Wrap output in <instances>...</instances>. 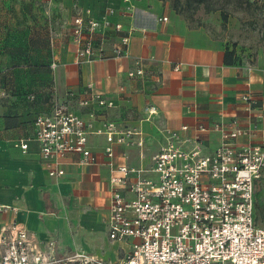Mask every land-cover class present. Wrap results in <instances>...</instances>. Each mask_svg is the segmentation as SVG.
<instances>
[{
	"label": "crops",
	"instance_id": "1",
	"mask_svg": "<svg viewBox=\"0 0 264 264\" xmlns=\"http://www.w3.org/2000/svg\"><path fill=\"white\" fill-rule=\"evenodd\" d=\"M131 4L136 9L132 18H111L122 22L125 32L103 31L109 35L105 51L111 54L120 37L134 28L129 55L78 64L69 32L77 7L100 18L105 7L126 9ZM170 6L160 0H0V206L17 209L0 211V231L20 224L44 245L54 240L63 255L103 246L106 257L88 251L90 256L119 263L122 246L110 241L106 226L108 143L98 131L108 123L121 131H140L142 149L116 145L115 150L119 163L141 167L160 149L166 127L189 126L186 135L194 137L199 124L214 126L234 116L245 120L241 96L247 91L258 97V110L264 112V57L250 60L248 52L230 40L236 22L231 17L224 22L218 13L211 20L216 30H211L192 25ZM163 17L168 21L159 19ZM225 26L230 32L225 33ZM52 31L59 32L53 45ZM136 61L151 78L128 76ZM98 93L113 107L100 106L94 100ZM29 94L37 100L27 99ZM56 97L90 124L88 146L99 162L81 164L80 154L70 153L61 162L65 174L51 178L34 140V122L51 113ZM149 105L157 114L149 115ZM200 139L206 151L222 141L214 131L201 133ZM19 140L28 141L26 152L14 146Z\"/></svg>",
	"mask_w": 264,
	"mask_h": 264
},
{
	"label": "built area",
	"instance_id": "2",
	"mask_svg": "<svg viewBox=\"0 0 264 264\" xmlns=\"http://www.w3.org/2000/svg\"><path fill=\"white\" fill-rule=\"evenodd\" d=\"M135 13L132 4L126 9L108 6L96 18L90 9L77 7L69 32L77 46L78 64L128 56L134 28L120 37L111 54L104 44L107 32H125L124 24L111 18L129 14L132 18ZM159 19L168 21L167 17ZM57 33L52 34V45ZM51 66L56 68V61ZM128 76L151 78L141 61H136ZM94 100L113 107L99 93ZM241 102L247 112L245 120L234 116L214 126L199 124L194 137L186 135L189 126L164 128V142L146 166L119 163L115 150L116 145L142 149L145 140L140 131H121L115 123L98 131L108 143L104 165L111 189L106 226L110 241L122 246L119 263L85 252L58 254L54 240L44 245L14 224L0 231V264H264V112H259L258 97L251 91L241 96ZM147 111L149 115L158 112L154 105ZM37 118L34 140L51 178L65 174L61 162L67 154H80L81 164L99 162L88 146L90 124L69 104L56 97L51 113ZM208 131L219 133L222 140L212 151H206L200 139ZM14 146L23 152L29 148L26 140ZM8 209L17 210L0 206V211Z\"/></svg>",
	"mask_w": 264,
	"mask_h": 264
},
{
	"label": "rangeland",
	"instance_id": "3",
	"mask_svg": "<svg viewBox=\"0 0 264 264\" xmlns=\"http://www.w3.org/2000/svg\"><path fill=\"white\" fill-rule=\"evenodd\" d=\"M160 1L171 5L170 7L177 12L181 11L182 16L192 25H204L211 30H216V26L211 23L212 18L218 13L221 16L227 14L236 22V28H232L236 29L235 31L232 30L234 38H230V40L238 42L242 51L248 52V59L254 60L257 55L264 57V0H205L202 4L192 3V5L187 0ZM174 4L177 5L176 9ZM228 31L230 32L225 26V33ZM93 248L86 247L83 249L84 251H81L89 256L91 253L88 251H91L94 252L93 254H97L98 258L106 257L103 246L94 248L95 251ZM109 257V260L113 259L112 255Z\"/></svg>",
	"mask_w": 264,
	"mask_h": 264
},
{
	"label": "trees",
	"instance_id": "4",
	"mask_svg": "<svg viewBox=\"0 0 264 264\" xmlns=\"http://www.w3.org/2000/svg\"><path fill=\"white\" fill-rule=\"evenodd\" d=\"M187 2L190 4V5H192V3L193 4H202V3H204L205 2V0H187ZM175 5V4H174ZM175 7V9L177 8V5H175L174 6ZM177 12V11H176ZM178 13L180 14V15H182L181 14V11H178ZM223 20H224V22H226L227 21V18H228V16H227V14H223ZM190 22V21H189ZM52 33H53V31H52ZM50 43H51V45H52V35H51V38H50ZM31 96H33L34 97V99H30V97ZM27 99H29V100H31V101H36L37 100V97L35 96V95H31V94H29L28 96H27ZM38 119V118H37Z\"/></svg>",
	"mask_w": 264,
	"mask_h": 264
}]
</instances>
